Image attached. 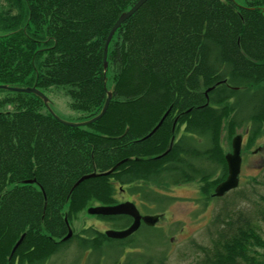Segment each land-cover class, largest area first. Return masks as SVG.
Wrapping results in <instances>:
<instances>
[{
	"label": "trees",
	"instance_id": "obj_1",
	"mask_svg": "<svg viewBox=\"0 0 264 264\" xmlns=\"http://www.w3.org/2000/svg\"><path fill=\"white\" fill-rule=\"evenodd\" d=\"M138 1L26 0V25L1 37L8 44L0 45V84L66 87L72 108L87 114L80 121L113 98L90 131L40 113L46 104L34 93L26 105L18 98L14 112H0V264H45L67 233L66 216L73 223L90 203L116 204V185L162 205L171 198L148 185L212 180L214 199L228 175L223 131L229 142L237 128L251 141L264 131V0H148L112 38L108 67L116 75L108 88L107 38ZM30 179L36 184L23 183ZM234 192L193 264H264V195H246L252 205L237 208L243 195ZM101 218L122 227L131 220ZM75 239L85 254L102 255L107 244L127 254L136 245L87 229Z\"/></svg>",
	"mask_w": 264,
	"mask_h": 264
},
{
	"label": "rangeland",
	"instance_id": "obj_2",
	"mask_svg": "<svg viewBox=\"0 0 264 264\" xmlns=\"http://www.w3.org/2000/svg\"><path fill=\"white\" fill-rule=\"evenodd\" d=\"M15 5L16 14L0 12V45L8 44L7 40L1 37L22 29L26 25V14H17L19 8L17 3ZM6 8H8L7 5L0 10L7 11ZM22 9H25L24 5H22ZM5 20L8 21V24L4 27ZM31 27L33 29V25ZM17 38L18 41H22L21 37ZM108 69L107 87L111 88L116 73L115 69L109 67ZM67 92L66 87L46 89L44 93L49 97L50 103L45 107L41 102L38 106L39 112L47 115L52 110L56 116L67 122L76 123L87 119V114L72 108V102ZM26 97V93L17 94L0 90V112H14L17 107L19 108L17 99L25 100L24 105H26ZM11 99H15V103L3 104L4 101H11ZM84 130L90 131L91 128L85 126ZM233 133L232 136L244 135L243 162L239 176L240 185L237 188L242 193L243 198L234 207L246 206L244 208H247L252 205L251 201H247V196L250 199H256L259 194L264 195V186L256 183L257 179L264 181V131L253 141L248 138L247 130L244 127L235 129ZM232 140L233 137L230 138L229 142L228 131H223L221 142L224 157L227 153L232 152ZM259 147H261L260 151L256 152ZM214 182L210 180L207 182H188L182 185L168 184L167 188H160L156 184L148 185L150 190L155 188L162 194L169 195L171 200H167L162 205L153 202V195L151 201H148L141 195L121 192L122 188L117 185L119 201H133L140 205L142 214L146 212L164 213L163 218L155 227H143L139 230L132 238L133 244L136 245L129 248L127 254H124V249L117 244L110 245L109 254L106 251H103L100 256H96L91 251H87L85 254V252L80 251L75 239L67 245L59 246L45 264H97V262L98 264H145L144 260L149 257H154L156 264H193L200 254L201 246L211 243L208 227L212 220L219 212L223 211L225 206L230 207L234 202L232 200L235 189L225 197L209 199L208 193L211 191ZM260 219L264 229V215L260 216ZM72 226L77 233L87 229L88 233L91 234L98 230L111 229L115 225L113 222H104L96 216L89 215L87 211H83L74 218ZM89 226H93L96 230ZM108 246L106 245L104 248ZM135 258L140 261H136Z\"/></svg>",
	"mask_w": 264,
	"mask_h": 264
},
{
	"label": "water",
	"instance_id": "obj_3",
	"mask_svg": "<svg viewBox=\"0 0 264 264\" xmlns=\"http://www.w3.org/2000/svg\"><path fill=\"white\" fill-rule=\"evenodd\" d=\"M148 0H139L129 11L124 12L120 18L117 20V22L114 24L112 30L110 31V34L107 38L106 44H105V48H104V65H105V69L108 68V50H109V45L110 42L114 36V34L116 33V31L122 26V24L128 20L130 17H132ZM0 89H8L14 92H26V93H34L36 95H38L39 97H41L45 104L48 106L49 104V98L43 93L41 92L37 86L34 87H10L7 85H0ZM212 88H209L207 90V94L208 92H210ZM113 98V93L110 92L104 108L102 110V112L88 120L85 122H80V123H73V122H67L62 120L61 118H59L58 116L55 115V113H53L52 110H50L54 116L62 123L71 127H80V126H85V125H90L95 123L96 121H98L99 119H101L107 112L110 103L112 101ZM169 111L164 115V117L162 118V120L159 122V124L154 128V130L149 134V136L153 135L163 124L165 118L167 117ZM242 143H243V136L242 134H239L237 136L234 137L233 139V152L228 153L226 155V159L228 162V166H229V176L227 177V179L223 182H221L215 191V196L217 197H221L224 196L227 192H229L232 189H235L238 187L239 183H240V172H241V165H242ZM117 167V166H116ZM116 169V168H114ZM114 169H112L109 172H106L104 174H97V173H92V174H87L85 176H83L76 184V186H78L79 184H81L82 182H84L87 179L90 178H95L98 175H109ZM36 182V180H26L24 181V183L27 184H31ZM45 199L46 195H45ZM88 212L90 214H97V215H120V214H126V215H130L134 218V222L133 224L125 230H108L106 232L107 236L110 238H114V239H123L126 238L130 235H132L134 232H136L140 225L142 220H144L148 225L150 226H154L160 219L159 215H147V216H142L140 214V211L138 210V208L136 207V205L132 202H125V203H121L118 205H114V206H97V207H91L88 209ZM73 232L72 230H70L68 236L65 239H68L72 236ZM24 235L21 237V239L18 241V243L16 244V246L13 249L12 255L15 253V251L17 250V248L21 245V243L24 240Z\"/></svg>",
	"mask_w": 264,
	"mask_h": 264
},
{
	"label": "flooded vegetation",
	"instance_id": "obj_4",
	"mask_svg": "<svg viewBox=\"0 0 264 264\" xmlns=\"http://www.w3.org/2000/svg\"><path fill=\"white\" fill-rule=\"evenodd\" d=\"M16 3H17V6L19 8V11H18L17 14H26V0H0V9L1 8L3 9V7L5 5H7V7H8V8H6L7 11L0 10V12L3 13V14H16V10H14V7H16V5H15ZM21 4L25 6V9H22V5ZM7 24H8V21L5 20L4 27ZM19 30H17V31H19ZM121 192L128 194V190H126V189H121ZM114 198L118 199L117 198V193L114 195ZM124 201H126V200H124Z\"/></svg>",
	"mask_w": 264,
	"mask_h": 264
}]
</instances>
